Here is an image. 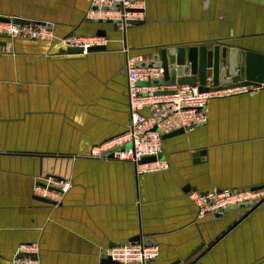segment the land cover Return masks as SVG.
I'll list each match as a JSON object with an SVG mask.
<instances>
[{
  "label": "crops",
  "instance_id": "obj_1",
  "mask_svg": "<svg viewBox=\"0 0 264 264\" xmlns=\"http://www.w3.org/2000/svg\"><path fill=\"white\" fill-rule=\"evenodd\" d=\"M143 6L124 47L121 30L86 21L90 0H0L1 16L53 31L51 40L0 37V264H13L24 243H37L40 264H100L108 247L133 237L158 248L152 264L264 263V201L235 223L246 209L199 218L187 196L264 187V84L212 97L205 124L163 139L165 170L137 173L89 155L127 127L126 52L148 61L163 47L222 42L264 54V0ZM97 29L105 50L66 51L65 36ZM48 176L71 180L60 204L33 194Z\"/></svg>",
  "mask_w": 264,
  "mask_h": 264
},
{
  "label": "built area",
  "instance_id": "obj_2",
  "mask_svg": "<svg viewBox=\"0 0 264 264\" xmlns=\"http://www.w3.org/2000/svg\"><path fill=\"white\" fill-rule=\"evenodd\" d=\"M114 4L117 8H111ZM93 6H96L93 7ZM143 0H90L86 12L89 19L118 20L120 30L130 26L128 20H143ZM7 17V16H6ZM0 21V36L26 40H51L52 28L41 22L14 23L12 17ZM107 39L97 35H68L62 39L65 47L81 48L83 54L89 47L104 45ZM136 56L126 59L128 93V123L125 131L89 150L94 159L126 161L135 165L137 173H152L168 168L165 160L138 163L145 156H156L162 151L163 136L175 130L193 129L207 122L208 102L212 97L229 96L257 88L242 86L201 92L197 85L175 84L173 86H152L141 84L163 78L162 67H137ZM170 90L171 93H158ZM71 187V180L54 176L45 177L33 186L35 196L49 199L54 205L60 203ZM188 198L197 208V217L202 218L215 212H224L230 206L264 198V187L258 189H229L219 191H189ZM14 253L13 264H40L37 243L22 244ZM158 255V248L144 243L143 239L117 243L105 250L115 264H152Z\"/></svg>",
  "mask_w": 264,
  "mask_h": 264
},
{
  "label": "water",
  "instance_id": "obj_3",
  "mask_svg": "<svg viewBox=\"0 0 264 264\" xmlns=\"http://www.w3.org/2000/svg\"><path fill=\"white\" fill-rule=\"evenodd\" d=\"M96 8V6H93ZM111 8H117L114 4ZM8 16H1L0 21H8ZM30 21H35L29 18L22 17H12V22L14 23H29ZM86 21L94 24H109L113 26L114 30H120L118 27V20L111 19H89ZM144 20H128L127 23L130 25L141 24ZM47 24L52 27L50 23L44 21H35ZM127 28L122 29L123 35V45L125 47V32ZM86 35H97L106 36V32L103 29H97L93 34ZM4 37V36H0ZM107 41L104 45L92 46L87 50L88 52L99 51L106 49ZM68 53L83 54L81 48L76 47H65ZM124 71L126 74V59L129 54H125ZM134 56V55H131ZM137 67H162L164 69L163 78L154 79L151 82L141 83V84H151L152 86H173L175 84H191L197 85L199 91L207 92L213 90H220L222 88H234L242 86H260L264 84V54L257 53L254 51L238 50L235 49L230 43L216 42L212 47L208 48L206 45H191V46H172L163 47L158 52H154L152 57L148 61H137ZM210 78V82H208ZM158 93H171L170 90L159 91ZM126 95L127 93V78H126ZM184 132L183 129L175 130L169 134L163 136V139L171 135L179 134ZM156 160H165L163 157V152L161 151L156 156H145L139 160L138 163H148ZM261 187H254L252 189H258ZM190 189L186 186L185 190ZM219 191L223 188H213ZM191 190V189H190ZM196 190V189H195ZM211 190V189H209ZM193 191V190H192ZM199 191V190H197ZM208 191V190H205ZM39 200L46 201L54 205L49 199H44L35 196ZM264 201V198L256 203L251 201L236 204L230 206L226 211L233 209H246L245 213L235 222L238 223L241 219L247 216L252 210H254L258 205ZM61 203V202H60ZM58 203V204H60ZM224 211V212H226ZM224 212H215L212 215L214 218H220L223 216ZM139 237H133L130 241L139 240ZM145 244L150 245L144 240ZM29 244V243H24ZM201 248V247H200ZM16 256H21L22 254L15 251ZM180 261H173L170 264H179ZM100 264H115L109 257H105V254L100 260ZM264 264V263H261Z\"/></svg>",
  "mask_w": 264,
  "mask_h": 264
}]
</instances>
